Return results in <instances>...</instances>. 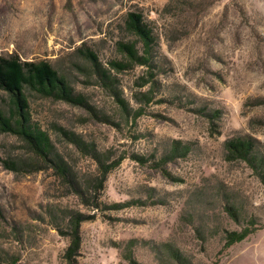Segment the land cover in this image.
<instances>
[{
    "label": "rangeland",
    "instance_id": "rangeland-1",
    "mask_svg": "<svg viewBox=\"0 0 264 264\" xmlns=\"http://www.w3.org/2000/svg\"><path fill=\"white\" fill-rule=\"evenodd\" d=\"M129 13L150 29L149 64L120 51L145 54ZM0 56L49 63L84 99L26 93L71 182L0 131V264H179L165 245L180 264H264V0H0ZM238 137L255 145V167L229 159ZM174 142L188 151L165 159ZM92 156L119 162L101 187ZM75 215L81 247L68 261Z\"/></svg>",
    "mask_w": 264,
    "mask_h": 264
},
{
    "label": "trees",
    "instance_id": "trees-1",
    "mask_svg": "<svg viewBox=\"0 0 264 264\" xmlns=\"http://www.w3.org/2000/svg\"><path fill=\"white\" fill-rule=\"evenodd\" d=\"M126 29L133 34L143 44L144 55H139L135 46L130 43H119L120 51L126 54L129 63L146 65L149 64L147 55H149L150 47L153 38L150 29L140 15L129 13L125 20ZM90 58L96 64V57L88 52L83 54ZM114 66L125 69L122 63L115 62ZM95 72L98 73L100 78L105 82L110 83L105 71L95 66ZM0 91L8 96V111L5 112L0 108V131L8 132L18 136L29 148V151L38 157L43 163L54 168L56 173L60 175L63 181L71 182L70 169L59 154L53 151L52 144L48 135L41 131L30 121L27 111V92H33L41 97L53 98L74 104H83L84 99L81 96L74 95L71 87L66 80L53 69L49 63L45 61H21L16 56H0ZM116 101L119 102L124 109L126 108L125 102L121 99L119 93L115 92ZM76 145L80 146L81 143L78 139L73 140ZM84 149L83 146H80ZM225 148L230 160H243L250 166L255 167L257 160L256 148L249 138L238 137L227 140ZM181 151V152H180ZM188 151V146H181L179 142H174L169 154L165 159H174L178 153L183 155ZM98 163L99 172V187L106 180V177L119 162H106L99 156H92ZM80 193L79 190H76ZM83 200V197L81 196ZM230 215H233V208H227ZM82 219L78 215L71 216L69 221V230L67 234H62L69 237L68 246L64 252V258L72 261L81 247L80 225ZM251 234L250 228H243L240 231H226L224 235V248H228L235 243L241 242L248 235ZM168 251L171 260L177 263L184 261L179 251L170 246ZM131 264H135L132 258L128 257Z\"/></svg>",
    "mask_w": 264,
    "mask_h": 264
}]
</instances>
